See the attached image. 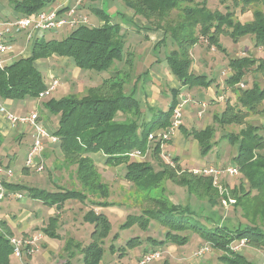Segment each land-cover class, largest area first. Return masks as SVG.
Returning a JSON list of instances; mask_svg holds the SVG:
<instances>
[{
    "label": "trees",
    "instance_id": "1",
    "mask_svg": "<svg viewBox=\"0 0 264 264\" xmlns=\"http://www.w3.org/2000/svg\"><path fill=\"white\" fill-rule=\"evenodd\" d=\"M55 1L9 0L11 7L19 17L36 13L49 7ZM123 1L126 7L134 11L135 15L142 16L153 27L164 31L163 38L156 41V47L163 44L167 37H170L172 43L177 45V48L170 49L166 55V62L182 86L193 88L195 86L208 87L212 84V80L207 78L206 74H196L191 69L190 49L199 43L201 38H206L209 45L221 47L220 36L222 34L229 35L234 42H238L244 36L252 35L256 46L264 49V10L256 9L253 19L242 22L235 20L231 11L212 10L206 0L196 4L193 3L194 0ZM241 1L240 3L236 0L235 3L243 6L242 9L254 3L264 4V0ZM186 3L188 6H185ZM176 8L181 9L182 16L173 25L169 21V16L171 18V12ZM94 12L103 21L102 25L90 26L83 23L72 28L66 36L59 39H48L45 35L38 36L33 43L30 56L16 58L4 67H0V99L4 101L39 98L40 94L47 89V85L36 61L53 55L72 58L76 67L81 70L110 73V76L103 78L99 84L89 87L86 95L82 97L70 95L60 99H51L45 104L51 113L60 116L58 126L54 128L53 133L60 139L59 148L68 161L67 164H77V177L82 188L52 192L22 184L5 183L6 186L26 190L32 199H40L45 204L57 206L58 209H61L68 200L84 202L88 197L93 207L84 214L83 219L94 225L92 241L86 246H78L79 243H76L75 248L77 247L78 252L73 249L68 254L69 258L81 254L84 264H104V240L112 230V222L108 215L104 212H97L94 208L114 205V202L108 200L109 187L101 181L96 164L90 156L99 151L106 154L108 164L114 166L125 164L124 177L133 182L137 190L146 191L149 199L155 204L154 207H147L140 213L129 214L120 225L121 229L137 225L147 230L151 220H155L164 226L166 231L163 240L148 238V241L153 244L185 245L190 241L191 234H198L204 242L211 245L212 250L228 252L232 243L242 238L247 239L249 245L264 246V228L256 223L257 219L264 222V135L260 132V128L249 125L247 129L240 132L241 141L238 154L234 158L248 179L251 188L238 193L242 187L241 183L238 188L231 189V192L237 198L235 205H241L243 214L250 220V224H240L234 229L221 226L219 223L207 224L194 215L190 205L172 202L164 194V189L162 195H158L157 189L162 182L165 179H171L185 187L190 194L206 196L212 207L219 203L212 177L194 174L178 163L171 166L163 162L160 169L155 170L154 166L146 160L136 161L129 158L130 151L147 149L150 132L167 128L171 124L174 108L179 102L180 90L172 88V99L168 109L157 110L153 112L151 120H143L140 101L136 97L138 82L141 78L137 55L126 47V34L122 32L121 24L112 22L111 15L104 8L94 7ZM163 20H166V24L162 23ZM145 38L149 40L148 37L145 36ZM256 63L257 60L250 56L230 59L229 66L232 74L225 79L226 83H238L246 74L247 69ZM119 64L122 66L120 67ZM126 66H131V71L130 67L125 68ZM258 67H264V58H260ZM131 81H133L132 89H127ZM263 101L264 90L256 83L252 88L243 90L240 95V102L251 112L257 111ZM121 113L127 116L130 113L132 116L117 119L118 114ZM245 115L227 104L221 115L216 114L214 119L220 124L241 123ZM185 133L198 141L202 156L209 154L213 147L212 139L216 133V127L208 125L204 129H192L191 131L185 129ZM229 139L235 141L239 139V136L231 135ZM161 151L162 144L157 142L154 154H159ZM253 189L257 193L251 196ZM95 192H99L97 199L92 198ZM58 222L59 217L53 216L51 223L44 230L45 233L51 237H59L56 232L59 227ZM9 236H11V231L6 222L1 221L0 264H10L13 247ZM118 238L117 233L113 240ZM68 241H66V252L73 243L72 239ZM140 243L139 236L128 239L126 246L121 248L123 251L120 255L123 256L126 249L135 248ZM111 249L115 250L114 243ZM229 254L220 256L224 264H254L242 252H231L230 250ZM66 264L70 262L67 261ZM162 264L173 263L165 259Z\"/></svg>",
    "mask_w": 264,
    "mask_h": 264
},
{
    "label": "rangeland",
    "instance_id": "2",
    "mask_svg": "<svg viewBox=\"0 0 264 264\" xmlns=\"http://www.w3.org/2000/svg\"><path fill=\"white\" fill-rule=\"evenodd\" d=\"M202 1L203 0H194L193 3L196 4ZM206 1L208 2L209 8L212 10H220L222 12L231 11L233 14L232 17L235 20H240L242 22L253 19L254 11L256 9L264 10V4L262 3H254L248 7H245V9H242L243 6L238 4V6L236 5V0ZM238 1L240 3L242 2L241 0ZM186 5L187 3L185 6ZM82 6V12L85 13L89 19L86 24L90 26H98L103 24V21L100 19V17L95 14L94 7L104 8L111 15L112 22L121 23L122 32L126 34V47H129V50L131 51L134 49L135 53L140 55L141 61L139 63V67L142 69H146L144 67H147V69L149 68L162 71L163 67L168 66L166 62V55L169 53L170 49L174 47L177 48V45L172 43L173 41L170 37H167L163 44L156 47V42L154 41H157L159 37H163L164 31L161 30V28L156 29L153 27V25L146 21L142 16L135 15L131 8L126 7V4L123 0H82ZM9 7L12 8L10 3ZM181 16V9L176 8L171 12V18L169 16V21L175 25L180 20ZM165 21L166 20H163L162 23L166 24ZM70 31L71 29L68 28L60 29L58 32H48L46 37L48 39H59L63 36H66ZM145 36L148 37L149 40H146ZM199 41V43L192 47L193 49H190V56L192 58L191 69L196 74H206L207 78L212 80V84L208 87H193L194 89L188 91L179 98L180 101L175 108L181 104L183 118H185L186 113L188 116L193 117V124L191 123L193 126L191 124L189 126L191 130L200 129L201 127L208 125L216 127V133L212 139L213 147L209 154L206 155V158L211 161L209 165L220 166L222 168L228 165H235L239 167V173L233 176L225 174L222 175L223 191L213 185L216 188L217 196L219 197V203L214 207L209 204L206 196L200 197L195 194H190L185 187L178 185L171 179H165L157 189V193L158 195H162L164 189V194L167 195L172 202L182 205H190L194 215L203 220V222L205 220V216L209 215L211 220L206 222L207 224L219 223L221 226H227L228 228L234 229L240 224L247 225L251 223L250 220L244 216L241 205H235L237 198L231 192V189L234 187L238 188L241 183L242 187L238 193L251 188L248 179L245 177L240 168V165L234 159L238 154V146L241 141L240 132L247 129L249 125H254L258 126L260 128V132L264 135V101L258 107L257 111L251 112L240 102V95L242 94L243 90L252 88L255 83L259 88L264 90V67H258L260 58H264V49L262 47L256 46L254 36L252 35L244 36L238 42H234V40L229 35L222 34L220 36L221 47L209 45V42L206 38H201ZM27 46V50H32V42ZM21 47L22 49L25 48V43L22 39L12 45V51L17 53L20 51ZM23 55L24 54L19 55L17 58L23 57ZM243 56H250L251 58L257 60V63L247 69L246 74L238 83H226L225 79L232 74V70L229 66L230 59ZM142 63H144V65ZM40 66H43L44 69L46 68L43 71L46 85L49 86L52 81V76H55L59 79L57 87L48 94H44L41 98H25L15 100L16 104L21 105V109L17 108L16 104L14 103L10 110L15 114H21L30 113L35 109L34 111H38L39 115L42 112L44 118L47 119L50 117V124L54 127L58 126L60 116L58 114L56 115L51 113L47 109L45 104L48 101L51 99H60L70 95L82 97L86 95L87 90L91 85L99 84L103 78L110 76L109 72L97 73L93 70H81L76 67L75 63L71 59L62 57L44 58L42 60V65ZM119 66L121 67L122 64H119ZM125 68H129L131 71V66H126ZM112 71H114V69H112ZM50 74H52V76ZM147 77H149V75H147ZM165 81L167 82L166 79ZM132 84L133 81H131L129 85L132 86ZM164 85L165 83L163 86ZM130 86H128L127 89H129ZM168 98L172 99V95L170 94ZM227 104L234 107L236 111L239 110L246 114L241 123L220 124L214 119L216 114L221 115ZM2 105H4V103H2ZM164 107L165 109H168L169 104L165 105ZM126 116V114L121 113L118 114L117 119H125ZM131 116L132 115L129 113L127 117ZM196 120H199V122ZM186 123L188 122L186 121ZM231 135L239 136V139H235V141L234 139L230 140L229 136ZM26 141H29L32 144L33 137L31 134ZM168 141L170 140L160 141L153 139L148 143L149 146L147 149L145 151L142 150V153H144L143 156L145 157L135 158L130 155L131 151L129 152L128 156L132 160H146L150 162L154 166L155 170H159L163 162L169 163L171 166H175L177 163L180 164L179 161L181 155L170 151L169 147H163L165 143L167 145ZM157 142H161L162 151L159 154H154V147ZM173 143H175V141ZM46 150V168L44 172L39 173L33 170L31 171L24 168V166L21 169L22 163L24 162V156H22L19 163L13 164L11 170L14 171L16 175H19L17 176L18 178L21 174H23V172H20L24 168V173L28 174L29 177H25L21 181L28 183V185L32 184L36 188L48 190L52 186H55V189L58 190L68 189V187L73 185L72 182L74 180H79L76 171L77 164H67L68 161L61 153L59 143L53 145L52 147L46 148ZM190 152L192 154H197L198 148L197 151L195 148H191ZM96 160L101 163L99 161L100 158L96 157ZM186 165L187 163H185V166ZM188 166L189 167L186 168L191 169V166ZM122 167H124V164H122L121 167H117L116 169L110 167L109 171H104L102 167H98L101 170V172L98 171L100 178L103 174L105 179H107L108 183H110L112 186V188L109 189L110 196L108 199L111 197L116 205L112 208L111 213V221L113 222L112 230L108 237H106L104 240V264H137V260L143 253L153 249H161L163 255L160 260L152 264H162L165 259H169L173 264H183L185 262H187L185 264H224L220 259V256L222 254L230 255V250L231 252H234V249L229 247L228 252L211 249L202 256H196L195 251L206 243L200 238L198 234H191L192 236L189 243L187 245L185 244L186 246L184 248H180L178 247L179 245L176 244L168 243L166 245H162L153 244L152 242L148 241V238H153L156 240H163L165 238L166 228L155 220H151L150 226L147 230H143L137 225L127 229H121L120 225L126 220L129 214L140 213L147 207L155 206L154 202L149 199L146 191L141 192L136 189V186L133 182L128 180L125 181V169L122 171L123 173H119V169ZM69 174H71L70 176L72 177L73 181L69 179ZM63 185L67 186V188L62 187ZM77 187L79 189L82 188L80 180L79 184H77ZM21 191L23 190L21 189ZM21 193H23L24 198L19 200L14 196L8 195L9 198H14L10 202L5 201L4 207L10 209V206H15L21 210H30L31 215L25 220L27 222H37L40 229H45L49 223H51L52 216L50 212L52 209H54V206L45 204L40 199L37 201L32 199L25 190ZM95 193L96 194H94L93 198H99V192ZM256 193L257 191L253 189L251 196L255 195ZM63 207H66L63 212H65L67 216L74 218V222L76 223L75 225H78L80 222H82L78 233L80 241H73L68 252L62 256L63 260L61 262L62 264H66L65 261L69 257L68 254L71 252V250L74 249V251L78 252L76 250L77 247L75 248L76 243H79L78 246H86L92 241V231L94 226L89 222H86L85 224L83 214L87 213L93 206L88 201L87 197L84 202L73 199L68 200ZM256 223L264 228V222H261L260 219H257ZM64 228L69 230L66 228V226H64ZM56 232L59 236L61 234L62 237H68L64 229H59ZM117 233L119 234V238L113 240ZM14 235L19 236L20 234L15 233ZM135 236H139L141 238V243L135 248L126 249V253L123 256L120 255V253L123 251L121 248L126 246L127 240ZM193 237H195L196 240H198V237L200 239L196 242L193 240ZM112 243L115 245L114 251L111 249ZM240 252L245 254V256L254 264H264V257L262 255L264 252V246H252L247 242ZM39 254H41L40 251H34L31 254L33 255L32 259L36 261L35 264H45L47 260L45 258L42 259ZM29 257L31 256L26 255L24 257L26 263L33 264L30 261L31 258ZM79 260L83 261V256L81 254L76 255V258H74L72 264H78ZM10 264H19L18 257L14 255V253L10 255Z\"/></svg>",
    "mask_w": 264,
    "mask_h": 264
},
{
    "label": "crops",
    "instance_id": "3",
    "mask_svg": "<svg viewBox=\"0 0 264 264\" xmlns=\"http://www.w3.org/2000/svg\"><path fill=\"white\" fill-rule=\"evenodd\" d=\"M9 3H10L9 0H0V19L3 21L8 19V18L13 19V18L19 17L18 13L14 9L9 7ZM74 3H75V0H56L49 7H54V8L57 7V8L63 9V8H66V7H68ZM132 16H133V14H132ZM131 18H130V20H131ZM53 31L58 32L60 30H53ZM53 31H48V32H53ZM48 32L44 34L45 37L48 34ZM161 38H163V37H159L158 39H161ZM21 39L25 43V48L22 49V47H21L20 51L17 53H15L14 51H11V54H10L11 61L15 60L17 58V56L22 55V54H24L23 57H27V56L31 55V50H27V47H28L27 45L32 42V46H33L34 41L28 42L27 38H26V34L19 33V34L15 35L14 37H12L11 38V45L15 44L17 41H19ZM50 39H52V38H50ZM158 39H157V41H158ZM154 42H156V41H154ZM133 51H134V49H133ZM136 55H137V61H138V65H139L141 58H140L139 54H136ZM52 57L68 58L74 62V60L72 58H69V57H63V56H59V55H53ZM42 60L43 59L37 60L36 65L43 73V71L46 68L44 69L43 66H40V65H42ZM142 64L144 65V63H142ZM144 68H146V69H142L140 67L141 78L138 82V87L136 90V97L140 101V107L142 108V111H143L142 116H143V119H145V120H151L153 118V112H155L157 110L165 109L164 106L169 104L171 101L170 100L171 98H168V97L170 96V94L172 95V88H175V89L177 88L180 90L179 98L183 94L194 89V88H189L188 86H185V85L182 86L180 80L172 73L169 66L163 67L162 71L161 70H153V69H149V68L147 69V67H144ZM50 75L52 76V74H50ZM147 75H149V77H147ZM165 79L167 80V82L165 81ZM164 83H165V85L163 86ZM95 85H97V84L91 85L90 87L95 86ZM132 86H130V89H132ZM0 102L4 103V106L7 107L8 109H11L12 105L14 103L16 104L15 100H8V101L0 100ZM16 107L21 109V105H19V104H16ZM34 110H32L31 112H33ZM30 113H21V114H17V115H28ZM185 115H186L185 116L186 119L183 118V126L180 127V130H178V132L173 136L174 138L172 137L171 140L168 141L167 145L165 143L163 147H169L170 151L176 152V154L181 155L179 163L184 169H187L186 167H189L188 165L191 166V169L188 168L189 170H192L194 168L211 166V165H209L211 163V161L209 159H207L206 156L203 157L200 154V151H199L200 145H199L198 141L195 138H193L192 136H187V134L185 133V129H188L191 131L189 126L191 123L193 124V120H192L193 117L188 116L187 113ZM49 118H47V119L44 118V115L41 112L40 119L43 121V123L46 125V127L51 132H53L55 127L53 125L51 126ZM185 120L189 124L186 123ZM196 121L199 122V120H196ZM205 127L206 126L201 127L200 129H204ZM181 133H183V134H181ZM30 134L33 137V129L30 125H20V124L19 125H13L12 123H10L5 118L3 113L0 112V165L1 166L11 168L13 166V164L19 163L22 156H24V162L22 163V166H21V169H22V167L24 166L26 157H27L28 150L31 146V143L29 141H26ZM174 141H175V143H173ZM32 143H33V141H32ZM54 145H56V144H54ZM52 146H50L48 143L46 144V148H49ZM196 147L198 148L197 154L196 153L192 154L190 152V149L195 148V150L197 151ZM46 148H45V151L43 153L44 158H45V153L47 151ZM90 156L94 160L96 167H97L98 171H100V172H101V170L99 168H101V167L103 168L104 171H109L110 167H113L116 169L117 167H121V165H122L121 164L118 166H114V165L112 166V165L108 164L107 163V156L102 151L92 153ZM95 156L100 158L99 161L101 163H99L96 160ZM185 163H187L186 166H185ZM24 168L20 172V173L23 172V174H21L20 177L17 178V176H19V175H16V173H15V177L10 179L7 183L11 184V185H16V184L28 185V183L21 181L25 177L26 178L29 177L28 174L24 173V170H25ZM125 168L126 167L124 164V167L119 169L120 170L119 173L120 174L123 173L122 171ZM124 173H125V171H124ZM70 175L71 174H69V179L71 181H73V179ZM15 178H16V180H15ZM63 179H64V177H63ZM101 181L106 183L108 185L109 189L112 188L111 184L108 183L107 179H105V176L103 174L101 175ZM125 181H127L126 178H125ZM72 183H73V185L71 187H68V189L69 188H76L77 189L78 188L77 184H79V180H74ZM30 185L33 186L32 184H29V186ZM62 187L67 188V186H65V185H63ZM7 189L9 191V193L3 199L2 204H1L0 221L6 222V225L8 226L9 230L11 231V236H15L14 234L18 233V234H20L19 236L27 238V239L37 237L38 240H37V246H36L35 251L36 252L40 251L41 254H39V256L42 259L45 258L47 260V262L45 264H62V262H61L63 260L62 256H63V254L66 253V241H68L70 239H72L73 241H77V242L80 241V239L78 237V233H79V229L81 228L80 225H82L81 224L82 222H80L78 225H75L76 223L74 222V218L67 216V214L65 212H63L66 209V207H62L61 209H58L56 206H54V209H52L50 214L52 217L53 216L59 217V222H58L59 227L57 226L58 227L57 230H59V229L63 230L64 229L65 233L67 234L68 237H64V236L62 237L61 234H60L61 237L60 236L58 237L59 239L55 238V237H51L45 233V231H44L45 229L39 228V225L37 222H33V221L27 222L25 220L28 216L31 215L30 210H21L15 206H10V209L4 207L5 201L10 202L14 197L18 200L24 198V196L22 198H19L15 195L16 193L23 192L24 190L21 191L20 189H13L12 187H10V188L7 187ZM48 191L54 192V191H60V190L55 189V186H52L51 188L48 189ZM8 195L14 196V197L9 198ZM96 199H97V197H96ZM34 200L37 201L38 199H34ZM108 200L114 202L111 197ZM115 206L116 205L114 203V205H110L107 207L96 206L94 208L97 212H104L106 215H108L110 220H112L111 219L112 208ZM207 216H209V215H207ZM208 218H206L207 220L205 219L204 222H209L211 220L210 217H208ZM43 223H44V221H43ZM85 224H86V222H85ZM64 226H66V228H68L69 230L65 229ZM200 238L198 237V240H196V238L193 237V240H195L197 242V241H199ZM40 239H41V241H40ZM68 243H69V241H68ZM186 245H181L178 247L184 248ZM25 256L26 255H24L21 259L18 258L19 264H27L26 260L24 258ZM29 256H31V257H29V258H31L30 261L33 264H35L36 261L32 259L33 255H29ZM74 258H76V256L73 258L68 257L67 260L70 262V264H72ZM67 260L66 261L64 260V261L67 262ZM185 263H187V262H185ZM185 263H183V264H185ZM78 264H84V262L82 260H79Z\"/></svg>",
    "mask_w": 264,
    "mask_h": 264
},
{
    "label": "built area",
    "instance_id": "4",
    "mask_svg": "<svg viewBox=\"0 0 264 264\" xmlns=\"http://www.w3.org/2000/svg\"><path fill=\"white\" fill-rule=\"evenodd\" d=\"M82 0H75V3L66 7L65 10L60 11L61 8L46 7L40 11L22 17H16L13 19H0V67H4L11 62V38L19 33L26 34L27 41H35L38 36L44 35L48 31L60 30L65 28H75L80 24H86L89 19L88 16L82 12L81 9ZM59 79L55 76L52 77V81L47 89L40 94L41 98L44 94H48L54 90L58 85ZM1 100V99H0ZM0 112L3 113L5 118L13 125H30L33 129V143L31 144L27 157L24 163V167L39 173L44 172L46 168V161L44 158V151L46 144L54 145L59 143V137L51 132L40 119L38 111H33L28 115H17L10 109L2 105L0 102ZM183 125V113L182 105L180 104L174 109L173 118L171 124L163 129L155 130L149 134V142L151 140H171L176 132ZM135 158L145 157L143 156L141 149H134L130 152ZM194 174L210 176L213 180V185L216 188L223 191L222 175H237L239 173V167L235 165H228L224 168L220 166H205L200 168H194L191 170ZM15 177V172L10 167L0 165V208L3 199L9 193L7 183L10 179ZM17 197L22 198L23 193L19 192L15 194ZM10 243L13 247V253L19 259L24 255H31L37 246V237L24 238L21 236H9ZM247 244L246 239H240L232 243L231 248L234 251H241ZM211 245L205 243L199 249H197L196 256H202L203 254L211 250ZM239 251V252H240ZM163 252L161 249H153L143 253L137 261V264H152L162 258ZM264 257V252H263Z\"/></svg>",
    "mask_w": 264,
    "mask_h": 264
}]
</instances>
